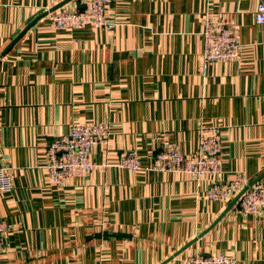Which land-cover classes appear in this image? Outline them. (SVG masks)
<instances>
[{
  "label": "crops",
  "instance_id": "obj_1",
  "mask_svg": "<svg viewBox=\"0 0 264 264\" xmlns=\"http://www.w3.org/2000/svg\"><path fill=\"white\" fill-rule=\"evenodd\" d=\"M63 1L0 0V167L12 184L0 264H184L198 252L264 264V210L204 198L238 173L264 175V0H108L114 29L55 30L42 16ZM207 14L234 22L239 60L203 66ZM90 122L109 127L89 151L97 169L52 185L49 143ZM200 127L220 130L219 175L117 167L128 151L149 167L164 143L195 153Z\"/></svg>",
  "mask_w": 264,
  "mask_h": 264
},
{
  "label": "built area",
  "instance_id": "obj_2",
  "mask_svg": "<svg viewBox=\"0 0 264 264\" xmlns=\"http://www.w3.org/2000/svg\"><path fill=\"white\" fill-rule=\"evenodd\" d=\"M108 0H78L74 6L65 5L54 12H48L47 18L55 30L92 29L112 30L116 26L106 18ZM82 6L83 8H78ZM255 22L264 31V4L259 2L255 9ZM234 22L226 18L214 19L209 14L204 18L202 62L205 67L212 62H230L242 56ZM109 127L106 123L90 122L73 124L66 134L54 137L46 149L44 170L52 185L61 186L69 177H81L97 169L89 160V151L107 140ZM221 135L216 127H200L198 149L195 153L184 155L172 143H164L153 156L149 167L140 164L134 152H124L117 164L120 169L132 173L151 171L158 173L186 174L199 182L204 177L222 173ZM250 183L243 174H236L226 183H213L204 193L210 201L230 202L248 187L237 199L238 211L244 215H258L264 210V183ZM12 191L9 171L0 167V197ZM9 230L5 222L0 221V254L3 252V237ZM184 264H236V260L224 254L206 255L196 253L184 260Z\"/></svg>",
  "mask_w": 264,
  "mask_h": 264
},
{
  "label": "water",
  "instance_id": "obj_3",
  "mask_svg": "<svg viewBox=\"0 0 264 264\" xmlns=\"http://www.w3.org/2000/svg\"><path fill=\"white\" fill-rule=\"evenodd\" d=\"M72 1H74V0H65V1H63L62 3H60V4H58V5H56L55 7H53L52 9H50L48 12H54V11H56L57 9H59V8H61V7H63V6H65V5H67V4H69L70 2H72ZM78 8H83L82 6H78ZM48 12H44V15L42 16V17H45V16H47V14H48ZM16 41H14L13 43H12V45L15 43ZM12 45H10V47L12 46ZM9 47V48H10ZM7 52V51H6ZM6 52H4L3 54H5ZM262 178H264V175H262L259 179H257L256 181H253V182H251L248 186H250V185H252V184H254V183H256V182H259ZM248 187H246L245 189H243V191H241V193L231 202V205L230 206H232L236 201H237V199L241 196V194L247 189Z\"/></svg>",
  "mask_w": 264,
  "mask_h": 264
}]
</instances>
